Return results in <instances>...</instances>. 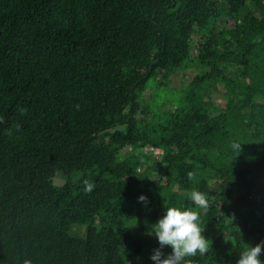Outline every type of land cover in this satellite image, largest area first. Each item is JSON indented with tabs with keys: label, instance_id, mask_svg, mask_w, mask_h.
<instances>
[{
	"label": "trees",
	"instance_id": "obj_1",
	"mask_svg": "<svg viewBox=\"0 0 264 264\" xmlns=\"http://www.w3.org/2000/svg\"><path fill=\"white\" fill-rule=\"evenodd\" d=\"M188 64L151 112L148 81ZM0 117V264H133L166 208L198 210L193 190L211 237L192 264L264 241V0H0Z\"/></svg>",
	"mask_w": 264,
	"mask_h": 264
},
{
	"label": "clouds",
	"instance_id": "obj_2",
	"mask_svg": "<svg viewBox=\"0 0 264 264\" xmlns=\"http://www.w3.org/2000/svg\"><path fill=\"white\" fill-rule=\"evenodd\" d=\"M79 110V105L74 106ZM18 114L24 116L27 114V109L18 108ZM5 123L3 117H0V124ZM19 123L13 124L6 130V134L11 136L13 131L19 133L21 131ZM232 148L239 152L240 144L233 143ZM189 181H195L196 175L194 172L187 173ZM84 192L91 193L95 187L89 180H84ZM189 198L198 210L185 209L181 210L178 207H168L162 218L151 226V235H153L159 245L162 247L169 246L171 254L165 258H161V252L157 249L150 257L154 264H192L188 258L196 257L198 254L204 256L210 249V242L202 236V229L199 225L201 212L207 213L209 201L206 194L193 190L189 193ZM138 202L147 203V198L140 196ZM264 250V241H261L255 247L247 246L246 250L242 251L237 260V264H262L259 257ZM23 264H32L31 260H25Z\"/></svg>",
	"mask_w": 264,
	"mask_h": 264
},
{
	"label": "rangeland",
	"instance_id": "obj_3",
	"mask_svg": "<svg viewBox=\"0 0 264 264\" xmlns=\"http://www.w3.org/2000/svg\"><path fill=\"white\" fill-rule=\"evenodd\" d=\"M198 36L196 35L194 38H197ZM192 54L195 53V49L193 48L191 50ZM197 70L193 66V64H188L186 68H181L175 73L171 74L167 79L164 80V87L157 85L154 81V79H150L148 81V86L142 93V97L147 101V105L150 106L151 112L154 114L158 111H161L160 109H166L167 107H172V104L178 103L179 102V97L181 95V91L177 90L180 89L181 86H186L188 82L192 79V77L196 74ZM159 78V76H157ZM210 100L215 103L218 107L223 108L224 106V96H223V90L220 87L217 88L216 91H213L210 93ZM151 113H147V116L141 115L142 117H150ZM147 152H152L151 154L153 156H157L158 152L155 149L152 148H145ZM145 166H143L141 169H143ZM157 177L156 172H152V179L155 181ZM55 184H60L63 182L61 177L56 176L53 179ZM135 229L137 226H134ZM74 231H82L83 226L74 227ZM152 234V233H151ZM147 234V236L143 235L144 238L147 240V245L145 247V251L142 257L137 258L133 264H143L146 261H149L154 263V261L151 260V256L154 254L155 250H159L160 252L165 251V246L161 248L159 245L157 239L151 235ZM202 236L206 239L208 237H211L210 234L203 233ZM131 262V261H129ZM129 264V263H128Z\"/></svg>",
	"mask_w": 264,
	"mask_h": 264
}]
</instances>
